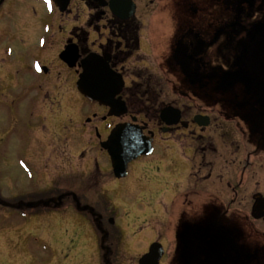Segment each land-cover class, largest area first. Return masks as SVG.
<instances>
[{"label": "flooded vegetation", "instance_id": "obj_1", "mask_svg": "<svg viewBox=\"0 0 264 264\" xmlns=\"http://www.w3.org/2000/svg\"><path fill=\"white\" fill-rule=\"evenodd\" d=\"M20 1L0 0V137L5 134L2 131L8 133L6 139L0 138V206L9 216H23L30 223L35 217H62L63 213L76 211L74 216L88 218L80 219L91 222L89 225L97 230L105 227V220L110 223L104 211L116 201L114 194L121 181L132 175L130 163L128 175L117 178L108 151L102 146L113 129L134 123L143 127L145 134H154V151L139 160L153 156L157 152L156 145L160 147L162 141L179 140L181 136L193 135L196 130L205 131L215 120L210 113L193 112L192 101L196 103V99L180 101V74L184 81L208 92L207 102L218 105L211 107L213 112L239 120L240 129L247 124L256 139L264 142V0H177L178 13L180 11L183 19L178 32L158 33L154 34L158 38L145 40L140 37L141 28L136 18L117 16L109 5L72 0L71 3L81 2L94 11L84 24L78 25L63 21L69 9L61 12L51 0L61 20L53 26L51 22H39L42 18L33 15L28 4L34 0H22L27 6L21 12ZM150 1L156 4L158 12L165 11L166 6L174 2ZM54 27L55 35L47 38L45 33H50ZM96 33L97 37L91 40V35ZM28 44L35 46L39 53L36 56L40 58L34 63L29 61ZM70 47L79 55L75 67H69L61 59V53ZM90 54L108 62L117 82L123 84L115 99L121 97L125 102V113L109 115L108 106L90 101L79 91L82 60ZM149 56L153 60H149ZM133 62L136 68L132 73ZM20 69L35 76L34 80L20 81ZM63 71L70 72V80H62ZM158 71L164 72L172 92L167 100L162 99L164 94L160 88L164 83L162 76L157 79ZM138 78L146 84L142 92L137 89ZM215 93L224 95L215 97ZM169 104L181 111V120L174 125L165 124L161 118L163 108ZM197 114L208 115L211 123L207 127L199 126L194 120ZM188 147L194 157L199 155L203 160L198 170L193 171L191 165L186 184L191 176L200 182L193 189L184 184L182 192L187 201L190 195L208 199V179L215 168L213 164L206 167V154L200 147L191 144ZM163 151L165 155L161 150L158 153L167 159L170 168L162 173V166L156 167L162 174L144 183L147 186L141 192L144 197L159 199L173 195L170 180L173 174V178L179 174L175 163L179 154L172 146ZM255 152L260 153L252 151L251 154ZM255 163L256 160L248 161L244 166L240 159L242 170L240 173L237 170L231 193L237 197V201L235 197L232 201L238 205L239 184L246 171L255 172ZM20 165L24 167L22 177L18 171ZM147 168L143 162L142 169ZM230 179L229 182L221 180L219 188L224 183L228 184L226 188H232ZM69 183L78 185L79 191L69 187ZM22 186H27L28 190L20 193L18 188ZM5 191L11 193V198L5 197ZM256 193L264 196L262 192ZM90 199H94V203L89 202ZM36 202L49 206L37 207ZM183 226L189 232L186 238L182 236L183 256L190 264L214 261V264H259L254 263L258 249L251 251L232 240L219 241L215 248L218 246L220 257L212 256L211 239L224 231L212 225L209 219L203 225L184 223Z\"/></svg>", "mask_w": 264, "mask_h": 264}, {"label": "rangeland", "instance_id": "obj_2", "mask_svg": "<svg viewBox=\"0 0 264 264\" xmlns=\"http://www.w3.org/2000/svg\"><path fill=\"white\" fill-rule=\"evenodd\" d=\"M178 1L174 0L166 6L165 11L158 12L156 4L150 0H136L138 5L136 22L140 25L139 34L143 40L158 38L155 36L158 33L174 34L178 32L179 26L182 25L180 21L182 15L180 11L178 13ZM153 2L155 3L156 0ZM72 3L67 11L68 14L64 15L63 21L68 24H84L94 11L81 2ZM28 5L34 16L42 18L39 21L41 23L51 22L54 26L61 21L58 10L52 4L50 7L48 0H34ZM26 6V1L21 0L20 12ZM54 31L55 27L50 33H45L47 38H52L55 35ZM97 35V33L92 34L91 40ZM26 46L31 49L29 61L34 63L35 59L40 58L36 56L39 54L37 48L31 44ZM150 57L149 60H153ZM134 64L135 62L131 64L132 73L136 68ZM62 70L64 69H60V71ZM27 72L26 69H20V81L34 80L35 76L29 75ZM163 73L158 71L156 77L158 79V76H162L161 81L164 84H161L160 90L164 94L162 99L167 100V97L172 96V92ZM182 77L180 74L179 98L196 99V103L192 101L193 112L210 113L215 120L205 131L198 132L196 130L193 135L190 133L181 136L179 140H164L160 147L158 144L156 145L157 152L153 156L143 157L132 162L131 177L121 181L114 194L116 201L111 203L107 211H104L107 218L114 220V226L105 220L103 226L106 229L109 227L108 230L105 228L96 230L89 225L91 222L83 221L88 218L74 216L76 211L73 214L63 213L62 217L55 215L49 218L35 217V221L27 223L23 216H9L7 211L0 206V264H138L140 257L155 241H159L165 249L161 264H190L182 255V243L179 237L184 223L201 224L208 218H215L221 214H224V225L229 230L237 228L236 238L233 236V242L247 246L251 251L258 249V263L264 264V221L253 220L250 216L254 202L253 194L264 193V157H262L264 153L260 155L264 151V142L256 139V135L247 124H243L240 129L239 120L235 118L231 120L226 115L213 112L211 107L218 105L207 102L205 98L208 96L206 94L208 92L189 84ZM66 78L70 80L71 74L63 71L62 80ZM138 79L137 89L142 92L146 88V84L142 83L140 78ZM150 86L152 85L150 84ZM70 87H68L69 96L72 94ZM167 93L169 95H166ZM223 95L215 93L213 96ZM181 99V102L185 101ZM230 113L232 114L233 111L231 110ZM2 133L5 134L0 138L6 139L8 133L6 131H2ZM190 144L196 148L200 147L206 154V163L204 164L207 168L210 166L209 164H213L211 166L215 168L211 178L208 179V199L190 195L189 201H187L185 192H182V186L186 184L191 165L194 166L193 171L198 170V166L203 160L199 155L194 157L190 153L188 147ZM171 146L179 154L178 158H175L179 174L175 178H173V174L170 180L172 184L170 192L173 195L159 199L142 196L141 192L144 191V188L146 189L147 186L144 183L147 184V180L169 170L167 159L163 156L165 155L163 149L171 148ZM158 148L163 155L158 153ZM6 150L10 151L7 147ZM252 151L260 153L251 154ZM240 159L244 162V166L248 161L256 160L257 163L254 167L255 172L246 171L244 180L239 184L238 205L237 202L235 203L237 197L231 193L234 192L237 170L239 169V173L242 170ZM170 161L168 159L169 163ZM143 162L148 167L146 170L142 169ZM252 165L254 164L252 163ZM158 166H162V173H159L156 168ZM23 168L22 165L18 167L20 177H22ZM200 175H203V171ZM228 175L231 176L229 179L233 187L226 188L228 184L224 183V186L219 188L221 180L226 179L229 182ZM16 177L18 178L17 175ZM15 182L12 183L15 184ZM198 182H200L198 178L191 176L186 186L193 189ZM68 186L79 191V186L75 183H69ZM26 187H19V192L28 190ZM5 190L8 192L7 186H5ZM7 192H4L5 197L11 198V193ZM233 197H235V201H232ZM93 200L90 199L89 202L94 203ZM31 206L34 207V205Z\"/></svg>", "mask_w": 264, "mask_h": 264}, {"label": "water", "instance_id": "obj_3", "mask_svg": "<svg viewBox=\"0 0 264 264\" xmlns=\"http://www.w3.org/2000/svg\"><path fill=\"white\" fill-rule=\"evenodd\" d=\"M61 11H65L71 0H53ZM89 1V0H84ZM97 1L99 5L106 6L107 0H92ZM111 10L122 18L133 17L136 13V4L133 0H111L109 2ZM61 59L70 67H75L79 55L72 47L61 53ZM83 71L79 75L77 87L79 91L91 101H98L99 103L110 108L109 115H121L127 111L125 102L118 95L122 89L123 84L118 83L115 75L110 70L108 62H105L101 57L95 54H90L82 60ZM180 110L172 105L166 106L161 113L162 120L168 124H177L181 119ZM195 121L200 126H208L210 118L208 116L196 115ZM111 158L114 173L116 177L122 178L128 175L129 163L137 159L141 155H149L153 151V134L147 136L144 134V128L132 123L131 125H118L112 130L108 139L102 142ZM254 204L251 215L254 219L264 218V197L258 193L253 196ZM113 222V219H111ZM213 232V231H211ZM210 232V233H211ZM223 234V235H221ZM231 232L220 231L215 234L211 242V255L215 258L220 257V253L215 248L221 239H229ZM165 253L164 247L159 242L151 244L149 251L145 253L140 259L139 264H160V261ZM215 262V261H214ZM214 262L210 264H214ZM218 264H223L218 263Z\"/></svg>", "mask_w": 264, "mask_h": 264}, {"label": "trees", "instance_id": "obj_4", "mask_svg": "<svg viewBox=\"0 0 264 264\" xmlns=\"http://www.w3.org/2000/svg\"><path fill=\"white\" fill-rule=\"evenodd\" d=\"M132 32H133V33L135 32L134 34H136L137 31H134V30H133ZM44 204H45V203H44ZM44 204H43V202H41V203H38V206H40V205H43V206H44ZM44 207H47V206H44ZM211 221H212V224H219V225H221V220L219 221V220H217V219H212Z\"/></svg>", "mask_w": 264, "mask_h": 264}, {"label": "snow or ice", "instance_id": "obj_5", "mask_svg": "<svg viewBox=\"0 0 264 264\" xmlns=\"http://www.w3.org/2000/svg\"><path fill=\"white\" fill-rule=\"evenodd\" d=\"M49 6L51 7V0H48Z\"/></svg>", "mask_w": 264, "mask_h": 264}]
</instances>
